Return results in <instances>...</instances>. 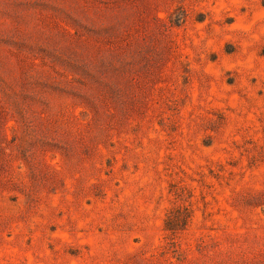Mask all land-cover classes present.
<instances>
[{
	"label": "rangeland",
	"instance_id": "rangeland-1",
	"mask_svg": "<svg viewBox=\"0 0 264 264\" xmlns=\"http://www.w3.org/2000/svg\"><path fill=\"white\" fill-rule=\"evenodd\" d=\"M0 264H264V0H0Z\"/></svg>",
	"mask_w": 264,
	"mask_h": 264
}]
</instances>
